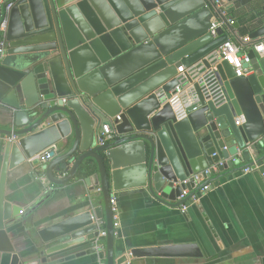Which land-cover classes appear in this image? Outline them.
<instances>
[{
    "label": "water",
    "instance_id": "obj_1",
    "mask_svg": "<svg viewBox=\"0 0 264 264\" xmlns=\"http://www.w3.org/2000/svg\"><path fill=\"white\" fill-rule=\"evenodd\" d=\"M217 1L231 19L242 9L250 37L264 35V0ZM217 13L214 0H0V23L6 22L0 27V119L10 123L0 127V253L10 254L9 264L60 256L53 264L94 253L95 243L83 247L99 235L103 219L106 264L128 258L204 264L196 243L136 247L115 257L111 199L144 188L164 204L189 205L205 183L244 168H251L264 196V56L250 50L243 67L251 73L241 76L219 62L225 102H206L195 85L201 106L185 118L177 120L155 94L177 86L179 66H210L205 57L228 39L222 28L215 38L207 33ZM239 116L243 122L236 125ZM104 121L112 131L101 145ZM252 151L259 156L253 159ZM237 155L246 163L235 166ZM89 160L94 170L82 179L91 192L96 177L101 203L89 199L82 211L40 228L38 258L21 261L10 227L48 191L27 208L8 201L9 170L20 167L22 176L63 186L89 170ZM219 161L218 174L197 186L184 183ZM185 189L190 193L176 200ZM254 264H264V257Z\"/></svg>",
    "mask_w": 264,
    "mask_h": 264
},
{
    "label": "crops",
    "instance_id": "obj_2",
    "mask_svg": "<svg viewBox=\"0 0 264 264\" xmlns=\"http://www.w3.org/2000/svg\"><path fill=\"white\" fill-rule=\"evenodd\" d=\"M241 11L239 9L233 13L237 25L227 31L228 38L234 42L243 37L240 28H248L239 20ZM249 15L255 18L252 12ZM252 30H248L247 36L250 37ZM251 38L264 42V35ZM260 56H264V53ZM9 124L0 119V127L9 128ZM250 155L253 159L259 156L253 151ZM235 163L238 166L246 161L242 155H237ZM1 165L2 155L0 171ZM96 183V177L92 176L91 186L95 189L90 192V186L79 177L67 185L53 186L49 190L48 187L52 185L48 181H42L41 184L27 174L22 176L20 167L9 170L5 191L8 201L27 208L48 191L35 208L10 227L15 251L21 261H35L38 258L36 244L40 228L82 211L87 207L89 199L96 202V205L101 203L102 197ZM211 184L212 187L205 193H199V200L189 204L185 212L179 206L162 203L144 188L119 192L115 199L119 218L114 241L115 257L127 254L136 247L196 243L203 253V259L198 262L204 264H254L259 261L264 257V196L252 171L244 173L240 170ZM105 224L104 219L98 222L99 231H105ZM93 245L94 241L83 248ZM56 257L39 264H49ZM104 258L105 248L53 264H103ZM127 261L130 264L144 263V260L134 258H128ZM148 261L165 264L178 260L156 258ZM9 263L10 254L0 253V264Z\"/></svg>",
    "mask_w": 264,
    "mask_h": 264
},
{
    "label": "built area",
    "instance_id": "obj_3",
    "mask_svg": "<svg viewBox=\"0 0 264 264\" xmlns=\"http://www.w3.org/2000/svg\"><path fill=\"white\" fill-rule=\"evenodd\" d=\"M214 4L218 13L211 19L210 27L207 33L212 37H217V29H224L225 33L233 29L234 20L227 16L226 10L223 9L217 0H214ZM5 20H2L0 27H5ZM228 35V34H227ZM253 50L258 56L264 53V42L254 41L251 37L245 35L240 37L238 42H234L231 39H227L217 49L208 54L205 59L210 64L206 67L202 61L193 63L190 66H179L176 69L175 78L177 80V86L171 91L165 92L161 88L155 90L156 97L161 105L168 103L173 111V114L177 120L185 118L190 112L196 110L201 106V101L195 85L199 88L201 95L206 102H212L215 105L225 102V93L221 79L218 76L216 65L221 61H226L233 69L235 76H241L249 73V69L243 67L250 61L249 51ZM1 53V48H0ZM118 118V116H117ZM243 122V117L239 116L235 119V124L239 125ZM111 127L108 122L101 123L99 127V143L102 145L111 136ZM223 161L212 164L211 166L193 173L190 177L184 180V183L193 180L195 185H199L206 181L213 174L219 173V168L223 166ZM251 168H244L243 172H250ZM212 187L211 183H205L199 191L191 194V203L199 200V193H205ZM53 185L48 187L50 190ZM190 193L185 189L182 194L177 198L183 199ZM114 211V227L119 226V218L117 215V208L115 205V199H111ZM189 205L180 204V210L185 212ZM106 232L100 231L99 235L95 238L94 243L97 251L104 250V245L101 240L105 239ZM124 264H130L128 261Z\"/></svg>",
    "mask_w": 264,
    "mask_h": 264
},
{
    "label": "trees",
    "instance_id": "obj_4",
    "mask_svg": "<svg viewBox=\"0 0 264 264\" xmlns=\"http://www.w3.org/2000/svg\"><path fill=\"white\" fill-rule=\"evenodd\" d=\"M240 16V15H239ZM240 19L239 20H241L248 28H246V27H241L240 28V34L241 35H247L248 34V30L250 31V30H252V27L244 20V19H242V17L240 16L239 17ZM233 19H234V17H233ZM87 168L89 169V170H87V171H83L79 176H80V178H82V177H84L85 175H87V173H89V172H92L93 170H94V162L92 161V160H89V165L87 166ZM101 242H102V244L104 245V247H105V239H102L101 240ZM103 264H106L105 263V258L103 259Z\"/></svg>",
    "mask_w": 264,
    "mask_h": 264
}]
</instances>
